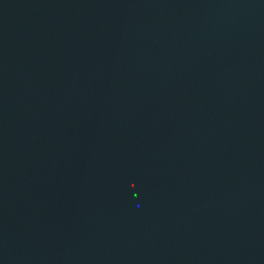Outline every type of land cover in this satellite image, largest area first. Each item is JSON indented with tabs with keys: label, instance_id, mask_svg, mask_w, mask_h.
Wrapping results in <instances>:
<instances>
[{
	"label": "water",
	"instance_id": "95a60500",
	"mask_svg": "<svg viewBox=\"0 0 264 264\" xmlns=\"http://www.w3.org/2000/svg\"><path fill=\"white\" fill-rule=\"evenodd\" d=\"M0 264H264V0H0Z\"/></svg>",
	"mask_w": 264,
	"mask_h": 264
}]
</instances>
